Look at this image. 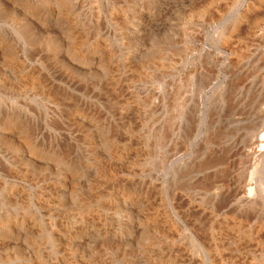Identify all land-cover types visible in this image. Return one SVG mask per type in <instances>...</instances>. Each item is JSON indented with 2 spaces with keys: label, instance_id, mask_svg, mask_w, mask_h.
I'll use <instances>...</instances> for the list:
<instances>
[{
  "label": "rangeland",
  "instance_id": "374dc122",
  "mask_svg": "<svg viewBox=\"0 0 264 264\" xmlns=\"http://www.w3.org/2000/svg\"><path fill=\"white\" fill-rule=\"evenodd\" d=\"M263 130L264 0H0V264H264Z\"/></svg>",
  "mask_w": 264,
  "mask_h": 264
},
{
  "label": "bare ground",
  "instance_id": "6f19581e",
  "mask_svg": "<svg viewBox=\"0 0 264 264\" xmlns=\"http://www.w3.org/2000/svg\"><path fill=\"white\" fill-rule=\"evenodd\" d=\"M167 7V4L166 3H160V4H158L157 6H156V8L154 9V11L153 12H151V14L149 15V18H150V20L151 21H153L154 19H157V21L158 20H160V19H162V18H164V17H166L167 16V14H168V12L165 10V9H167L166 8ZM77 14V13H76ZM73 17V16H72ZM147 17V16H146ZM148 18V19H149ZM147 19V18H146ZM72 20V19H71ZM41 25V24H40ZM47 25V24H46ZM72 25H74V24H72ZM44 26V25H43ZM48 26V25H47ZM64 27V26H63ZM142 27V26H141ZM61 29V28H60ZM141 29V28H140ZM78 34V33H77ZM139 47V46H138ZM86 63V62H85ZM86 68V67H85ZM82 70H83V68H81ZM80 69V70H81ZM91 69V68H90ZM74 71V70H73ZM83 71H85V70H83ZM86 72V71H85ZM46 96V95H45ZM241 116V115H240ZM249 116V115H248ZM239 118V117H238ZM264 131V130H263ZM256 139V138H255ZM261 142V144H260V146H259V149H261V147H264V134H262V135H260V138H257L256 140H254L252 143L254 144H256V143H260ZM249 144V143H248ZM251 144V143H250ZM258 146V145H257ZM256 147V146H255ZM251 149H253L252 150V152L251 153H249L250 155L253 153V154H255L256 152H257V150L255 149V148H252L251 147ZM258 149V150H259ZM264 149V148H263ZM34 151V150H33ZM250 152V151H249ZM260 153V152H259ZM248 154V153H247ZM263 156V155H262ZM248 157H249V155H248ZM247 184H245L247 187H245V185H244V188H246V190H244V191H242L241 193V196H243V197H245V196H248V194H251V192H252V189L250 188V183L249 182H246ZM254 189V188H253ZM100 229V228H99ZM69 250V249H68Z\"/></svg>",
  "mask_w": 264,
  "mask_h": 264
}]
</instances>
